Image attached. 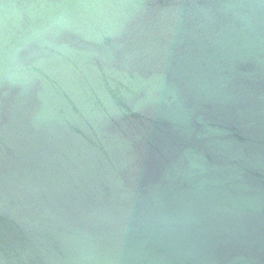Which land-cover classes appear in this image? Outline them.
Wrapping results in <instances>:
<instances>
[{"label": "water", "instance_id": "obj_1", "mask_svg": "<svg viewBox=\"0 0 264 264\" xmlns=\"http://www.w3.org/2000/svg\"><path fill=\"white\" fill-rule=\"evenodd\" d=\"M0 264H264V0H0Z\"/></svg>", "mask_w": 264, "mask_h": 264}]
</instances>
